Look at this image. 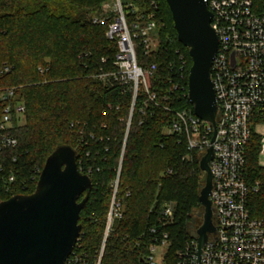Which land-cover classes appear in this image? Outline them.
<instances>
[{
  "label": "trees",
  "instance_id": "obj_1",
  "mask_svg": "<svg viewBox=\"0 0 264 264\" xmlns=\"http://www.w3.org/2000/svg\"><path fill=\"white\" fill-rule=\"evenodd\" d=\"M105 1L0 0V71L9 67L0 73V123L7 90L14 89L11 100L26 106L24 119L9 132L17 145L0 152V201L33 193L48 156L57 146L69 144L77 150L79 168L93 181L81 211L79 250L90 259L98 257L118 180L116 199L123 217L114 222L101 264H147L152 243L148 229L158 223L164 203L174 205L164 264H175L190 225L201 221L202 209L200 155L188 148L183 135L169 132L176 111L194 110L186 94L192 58L178 40L167 1L156 0L157 47L149 54L136 47L140 66L155 65L148 77L155 99L139 93L128 128L132 91L100 78L117 68L118 45L106 36L110 18L93 22ZM132 1L138 8L122 0L128 20L142 15L146 25L155 10L153 0ZM183 60L185 78L179 81ZM178 82L185 88L175 89ZM259 154L254 138L247 167L250 178L261 185L249 196L248 206L254 217L264 218Z\"/></svg>",
  "mask_w": 264,
  "mask_h": 264
},
{
  "label": "built area",
  "instance_id": "obj_2",
  "mask_svg": "<svg viewBox=\"0 0 264 264\" xmlns=\"http://www.w3.org/2000/svg\"><path fill=\"white\" fill-rule=\"evenodd\" d=\"M207 1L213 13L212 26L219 37V47L212 66V81L219 113L216 137L211 143L215 132L213 123L200 119L190 109L175 112L169 132L183 135L188 148L198 151L200 159L209 147L214 146L215 157L210 162L213 172L210 199L213 223L217 228L209 233L202 248V264H264V218L254 217L248 206L249 196L260 188L261 182L250 178L247 167L248 147L254 138L259 143V155L264 154V0ZM109 5L105 3L103 10L108 11ZM112 5L113 16L108 19L110 21L106 36L118 45L115 59L117 68L113 72L101 74L100 78L109 79L132 91L129 128L139 93L144 92L148 94V99H155L148 86V77L153 73L155 65L145 68L140 66L136 47H141L145 54L157 47V22L154 15L159 9V2L152 1L155 10L148 16L144 26L142 15H137L132 21L128 20L122 0H112ZM106 21L102 17L93 19L94 23ZM234 60L237 62L235 66ZM181 64L179 81L185 78L183 68L186 61H181ZM4 71H9V67H5L0 73ZM179 88L184 89L185 86L178 82L175 89ZM13 96L14 89L2 94L8 104L0 123V152L17 145V138L9 132L17 120L24 119L25 103L12 101ZM13 179L10 178L11 181ZM117 188L118 180L115 182L114 197L98 257L90 259L79 250L80 236L67 264H101L114 222L123 217L122 204L116 199ZM173 222L174 205L164 203L159 212L158 223L148 229L152 243L145 255L147 264L164 263L167 252L163 253L162 249H168L171 244L170 232L166 228ZM203 223L202 217L189 230L177 252L175 264H198V237L193 236V233ZM156 252L162 257L160 262L156 259Z\"/></svg>",
  "mask_w": 264,
  "mask_h": 264
},
{
  "label": "water",
  "instance_id": "obj_3",
  "mask_svg": "<svg viewBox=\"0 0 264 264\" xmlns=\"http://www.w3.org/2000/svg\"><path fill=\"white\" fill-rule=\"evenodd\" d=\"M166 1L178 40L189 49L192 58L188 99L197 117L213 123L212 143L219 118L212 81V66L219 47V37L212 26L213 13L207 0ZM236 63L234 60L233 65ZM214 157L212 145L200 161L205 173V184L199 194L204 223L193 233L198 237V264H202V248L209 233L217 228L210 199L213 188L210 162ZM77 160L73 146H57L46 159L33 193L16 194L0 201V264H67L81 236V211L93 189L91 177L80 170Z\"/></svg>",
  "mask_w": 264,
  "mask_h": 264
},
{
  "label": "rangeland",
  "instance_id": "obj_4",
  "mask_svg": "<svg viewBox=\"0 0 264 264\" xmlns=\"http://www.w3.org/2000/svg\"><path fill=\"white\" fill-rule=\"evenodd\" d=\"M124 1H129V0H124ZM131 1V3H130V5H126V6H132L133 7V9H136V8H138V5H136L135 3H133V1L132 0H130ZM105 3H109L110 5H109V8H108V11H104L103 10V5L105 4ZM112 0H107V1H105L103 4H102V8H101V12H100V15H99V17H102V18H105V19H107V18H112V16H113V12H112ZM98 16V15H97ZM258 129H259V127H258ZM259 164H260V166H262V167H264V154L263 155H259ZM204 177H205V173H204ZM205 184V181H204V179H203V181L201 182V187L203 186ZM201 190V189H200ZM199 194H200V192H199ZM201 209V208H200ZM196 221L194 222V223H192L193 224V226H195L197 223V221H198V219H195ZM192 228V225H190V227H189V230ZM171 245V244H170ZM170 247V246H169ZM168 247V248H169ZM167 250L168 249H166V248H163L162 249V252L163 253H165V251L167 252ZM166 256V255H165ZM165 258V257H164ZM156 259L160 262V260L162 259V257H161V255H160V253L159 252H156ZM164 264V263H163Z\"/></svg>",
  "mask_w": 264,
  "mask_h": 264
},
{
  "label": "flooded vegetation",
  "instance_id": "obj_5",
  "mask_svg": "<svg viewBox=\"0 0 264 264\" xmlns=\"http://www.w3.org/2000/svg\"><path fill=\"white\" fill-rule=\"evenodd\" d=\"M202 212H203V210H202V209L198 211V216H199L200 218H202V215H201V214H202Z\"/></svg>",
  "mask_w": 264,
  "mask_h": 264
}]
</instances>
